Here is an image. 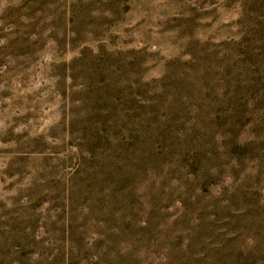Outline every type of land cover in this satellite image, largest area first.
<instances>
[{"label":"rangeland","instance_id":"374dc122","mask_svg":"<svg viewBox=\"0 0 264 264\" xmlns=\"http://www.w3.org/2000/svg\"><path fill=\"white\" fill-rule=\"evenodd\" d=\"M0 264H264V0H0Z\"/></svg>","mask_w":264,"mask_h":264}]
</instances>
